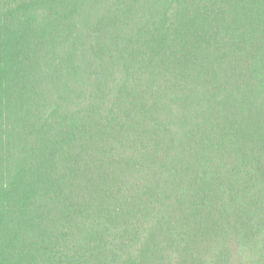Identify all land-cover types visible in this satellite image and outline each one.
<instances>
[{
	"label": "trees",
	"instance_id": "1",
	"mask_svg": "<svg viewBox=\"0 0 264 264\" xmlns=\"http://www.w3.org/2000/svg\"><path fill=\"white\" fill-rule=\"evenodd\" d=\"M0 264H264V0H0Z\"/></svg>",
	"mask_w": 264,
	"mask_h": 264
}]
</instances>
